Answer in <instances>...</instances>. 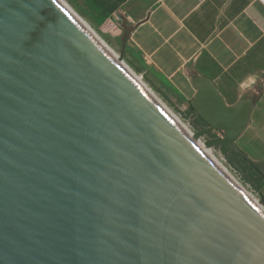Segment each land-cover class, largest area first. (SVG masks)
I'll use <instances>...</instances> for the list:
<instances>
[{"label":"water","instance_id":"water-1","mask_svg":"<svg viewBox=\"0 0 264 264\" xmlns=\"http://www.w3.org/2000/svg\"><path fill=\"white\" fill-rule=\"evenodd\" d=\"M192 105L264 173L245 107ZM0 264H264V212L60 0H0Z\"/></svg>","mask_w":264,"mask_h":264},{"label":"crops","instance_id":"crops-1","mask_svg":"<svg viewBox=\"0 0 264 264\" xmlns=\"http://www.w3.org/2000/svg\"><path fill=\"white\" fill-rule=\"evenodd\" d=\"M128 6L132 42L177 92L192 104L211 83L228 106L246 108L237 146L264 162V0H130Z\"/></svg>","mask_w":264,"mask_h":264},{"label":"rangeland","instance_id":"rangeland-1","mask_svg":"<svg viewBox=\"0 0 264 264\" xmlns=\"http://www.w3.org/2000/svg\"><path fill=\"white\" fill-rule=\"evenodd\" d=\"M64 1L142 77L146 85L192 132L209 143L223 137L224 132L217 129L202 133L208 124L194 111L190 101L174 89L132 42L135 23L129 17L130 0ZM211 145L214 155L264 208V173L237 150L230 149L224 155L220 145Z\"/></svg>","mask_w":264,"mask_h":264},{"label":"bare ground","instance_id":"bare-ground-1","mask_svg":"<svg viewBox=\"0 0 264 264\" xmlns=\"http://www.w3.org/2000/svg\"><path fill=\"white\" fill-rule=\"evenodd\" d=\"M77 18L124 64V66L146 87V89L170 112V114L180 123V125L190 134V136L197 142V144L203 149V151L215 162V164L234 182L263 212L264 208L260 203L256 201L234 178L230 171L224 166V164L214 155L213 147L211 143L204 141L192 132L163 102L159 97L146 85L142 77L134 71L122 58L114 51L101 36H99L64 0H60Z\"/></svg>","mask_w":264,"mask_h":264}]
</instances>
